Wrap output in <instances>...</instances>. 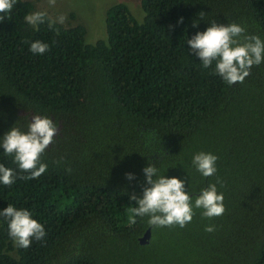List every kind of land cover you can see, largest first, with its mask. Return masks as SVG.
Masks as SVG:
<instances>
[{
  "label": "trees",
  "instance_id": "16d2710c",
  "mask_svg": "<svg viewBox=\"0 0 264 264\" xmlns=\"http://www.w3.org/2000/svg\"><path fill=\"white\" fill-rule=\"evenodd\" d=\"M140 7L137 21L126 4L108 6L105 39L93 43L81 24L57 22L58 35L48 15L28 24L27 14L44 12L30 0L0 13V137L12 127L26 132L33 115L58 129L39 178L0 183V210L27 209L46 232L17 247L0 217V264H264V62L230 86L187 43L213 22L236 23L264 41V0ZM36 40L49 50L31 52ZM3 151L0 164L18 172ZM199 152L218 157L213 176L192 164ZM149 164L157 176L185 181L194 211L185 227H152L147 216L131 223L130 195L142 197ZM213 183L225 211L208 219L194 202ZM146 228L149 240L139 244Z\"/></svg>",
  "mask_w": 264,
  "mask_h": 264
},
{
  "label": "clouds",
  "instance_id": "9594fccd",
  "mask_svg": "<svg viewBox=\"0 0 264 264\" xmlns=\"http://www.w3.org/2000/svg\"><path fill=\"white\" fill-rule=\"evenodd\" d=\"M17 0H0V13L11 12ZM52 6L56 0H48ZM47 17L46 12L27 14L25 21L36 27L43 23ZM66 17L61 15L56 20H48V28H54L58 23H64ZM3 17L0 16V21ZM183 18H180L182 22ZM193 21V27L197 26ZM25 43H28L25 41ZM190 50L208 69L215 62L212 74H217L228 85L243 83L250 75L253 66L264 62V41L257 35L246 34L245 28L232 24H218L213 22L203 32H197L187 40ZM49 50V45L39 40L31 42L30 51L35 54H44ZM58 132L52 119L33 115L26 132L12 127L0 137V147L5 155L11 156L18 165L19 171L0 164V183L11 186L17 177L23 180L39 178L47 169V164L41 162V156L53 143ZM218 157L212 153L199 152L193 155L192 164L203 177H211L216 173ZM56 163H59L57 161ZM68 171H71L68 169ZM148 186L143 188L142 197L134 193L130 200L135 201L136 207L130 209L133 214L131 223H136L135 217H149L148 224L152 227H185L192 221L194 211L192 198L185 190L183 179L157 176L158 169L149 164L143 169ZM27 173V175H23ZM128 179L133 178L132 173H126ZM223 193H218L216 184H210L196 197L194 207L202 209V217L215 218L224 214ZM0 217L8 221V235L17 247L28 248L33 239L41 241L46 235L43 225L32 218L29 210L8 205L0 210ZM214 226L206 225V232H213Z\"/></svg>",
  "mask_w": 264,
  "mask_h": 264
},
{
  "label": "rangeland",
  "instance_id": "374dc122",
  "mask_svg": "<svg viewBox=\"0 0 264 264\" xmlns=\"http://www.w3.org/2000/svg\"><path fill=\"white\" fill-rule=\"evenodd\" d=\"M34 9L42 10L56 20L63 15L66 17L62 26L81 24L85 28V43H93L98 39H105L104 18L105 10L115 2L127 5L133 17L140 21L142 10L140 0H56L54 6L48 0H30ZM15 256L14 252H11Z\"/></svg>",
  "mask_w": 264,
  "mask_h": 264
},
{
  "label": "water",
  "instance_id": "95a60500",
  "mask_svg": "<svg viewBox=\"0 0 264 264\" xmlns=\"http://www.w3.org/2000/svg\"><path fill=\"white\" fill-rule=\"evenodd\" d=\"M150 231L149 228H146L143 233L138 237L139 244H144L149 240Z\"/></svg>",
  "mask_w": 264,
  "mask_h": 264
}]
</instances>
